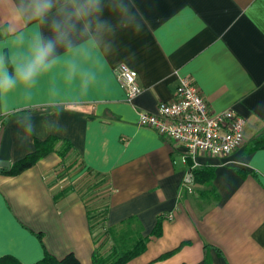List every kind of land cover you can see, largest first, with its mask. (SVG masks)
I'll return each instance as SVG.
<instances>
[{"label":"crops","instance_id":"crops-1","mask_svg":"<svg viewBox=\"0 0 264 264\" xmlns=\"http://www.w3.org/2000/svg\"><path fill=\"white\" fill-rule=\"evenodd\" d=\"M82 2L54 0L42 21L29 18L31 0H0V70L15 75L52 37L51 20ZM99 3L47 71L0 93V161L10 163L0 165V258L34 264L46 252L72 253L92 264L93 210L104 212L102 231L148 237L123 264H264V148L254 144L264 132V0ZM120 63L142 88L131 101L116 76ZM180 77L211 110L245 119L244 141L230 154L191 159L190 190L184 147L137 123L140 111L175 97ZM48 137L54 150L10 173ZM93 177L101 183L89 186ZM112 248L109 237L98 250Z\"/></svg>","mask_w":264,"mask_h":264},{"label":"built area","instance_id":"built-area-1","mask_svg":"<svg viewBox=\"0 0 264 264\" xmlns=\"http://www.w3.org/2000/svg\"><path fill=\"white\" fill-rule=\"evenodd\" d=\"M115 72L126 92V99L131 101L142 90L136 71L120 63ZM137 123L181 144L186 164L188 159L199 154L228 155L244 141L245 119L230 108L211 110L190 77L178 79L173 99L159 101L154 111H140ZM192 168L189 166L182 181V186L188 190V184L193 180Z\"/></svg>","mask_w":264,"mask_h":264},{"label":"trees","instance_id":"trees-1","mask_svg":"<svg viewBox=\"0 0 264 264\" xmlns=\"http://www.w3.org/2000/svg\"><path fill=\"white\" fill-rule=\"evenodd\" d=\"M56 140L52 137H48L42 142L36 143V150L27 155L26 157L20 159L16 162V168L11 170L10 173H16L21 171L22 169L32 165L36 160L41 158L45 153L54 150ZM254 144L260 148H264V132L260 133L255 139ZM68 149V144H61L58 152L61 155L65 154ZM190 165L191 159H188ZM193 176L196 175V171L192 170ZM206 181L208 182L211 179V173L207 172ZM104 212L101 214L97 211L88 210V220H89V228L94 237V242L96 243V249L92 254V264H123L128 261L130 258L138 255L144 248L145 242L148 237H138L131 238L130 230L118 233L114 231V228H107L102 231ZM131 220V219H130ZM102 222V223H101ZM160 233V225L157 223L156 227L152 231V234L158 235ZM111 237L113 242V248L109 253L102 254L99 252L98 248L101 247L102 242L106 241L109 237ZM102 239L101 244L98 241ZM169 253V252H168ZM168 253L163 254V256ZM0 264H19L13 257L7 255L0 258ZM34 264H80L79 260L72 254L69 253L62 258H56L54 255L46 252L44 257L34 263ZM206 264H209L206 262Z\"/></svg>","mask_w":264,"mask_h":264},{"label":"clouds","instance_id":"clouds-1","mask_svg":"<svg viewBox=\"0 0 264 264\" xmlns=\"http://www.w3.org/2000/svg\"><path fill=\"white\" fill-rule=\"evenodd\" d=\"M53 7L54 0H31L28 8L31 13L29 18H40L43 21ZM100 11L99 0H83L79 4L73 3L71 11H62L60 18H53L50 25L52 37L41 39L29 63L17 68L15 75L0 70V93L11 90L18 82L30 85L39 74L51 67L49 57L55 53L58 46H72V33L76 29V22L83 21ZM88 27L89 25L85 24V29ZM98 27L106 28L107 25L98 24Z\"/></svg>","mask_w":264,"mask_h":264},{"label":"rangeland","instance_id":"rangeland-1","mask_svg":"<svg viewBox=\"0 0 264 264\" xmlns=\"http://www.w3.org/2000/svg\"><path fill=\"white\" fill-rule=\"evenodd\" d=\"M101 183V179L99 177H93V179H91L89 182H88V185L89 186H96L98 185V183ZM92 193H94V191H92ZM94 197L95 195L97 194H92Z\"/></svg>","mask_w":264,"mask_h":264},{"label":"water","instance_id":"water-1","mask_svg":"<svg viewBox=\"0 0 264 264\" xmlns=\"http://www.w3.org/2000/svg\"><path fill=\"white\" fill-rule=\"evenodd\" d=\"M9 162L8 161H0V165H3V166H9Z\"/></svg>","mask_w":264,"mask_h":264}]
</instances>
